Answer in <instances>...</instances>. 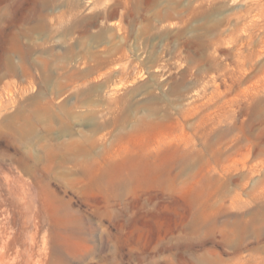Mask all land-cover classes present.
I'll return each instance as SVG.
<instances>
[{"label": "rangeland", "instance_id": "1", "mask_svg": "<svg viewBox=\"0 0 264 264\" xmlns=\"http://www.w3.org/2000/svg\"><path fill=\"white\" fill-rule=\"evenodd\" d=\"M10 3L3 264H264V0Z\"/></svg>", "mask_w": 264, "mask_h": 264}, {"label": "bare ground", "instance_id": "2", "mask_svg": "<svg viewBox=\"0 0 264 264\" xmlns=\"http://www.w3.org/2000/svg\"><path fill=\"white\" fill-rule=\"evenodd\" d=\"M3 2H7V4H5L4 6H1V8H0V22L1 21H7L8 20V17H7V10L9 9V11L10 10H12L13 8H14V5L12 4V3H10V1L11 0H2ZM36 1V0H35ZM32 2V1H31ZM38 2V1H37ZM24 4V3H23ZM28 5V4H27ZM36 7H38V5H36ZM40 10V9H39ZM39 10H37V9H35L34 8V10H31L30 9V7L29 6H23V7H20V6H18L17 5V16L19 15V14H21L22 13V15L24 14L25 15V17H33V16H36L37 14H39L38 13V11ZM41 11H42V9H41ZM42 13V12H41ZM21 15V16H22ZM40 16V15H39ZM38 16V17H39ZM38 17H36V18H38ZM40 18V17H39ZM21 19V18H20ZM35 22H37V21H35ZM36 24V23H35ZM34 26H36V25H34ZM11 27V26H10ZM26 27V26H25ZM28 27H29V25H28ZM8 29H11V28H8ZM26 29V28H25ZM27 31H29V30H27ZM13 32V31H12ZM15 32V31H14ZM8 33H10V32H8ZM23 33L24 32H22V31H20V29H19V31L17 30V37L18 36H21V35H23ZM25 33H27V32H25ZM12 34H15V33H12ZM22 37V36H21ZM1 39V38H0ZM2 45L0 44V47H1ZM24 46V45H23ZM8 48L10 49V50H16L17 49V42H14V41H12V43L10 44V46H8ZM27 47H24V49H26ZM30 50V49H29ZM3 260H4V255H3V253H0V264H3Z\"/></svg>", "mask_w": 264, "mask_h": 264}]
</instances>
